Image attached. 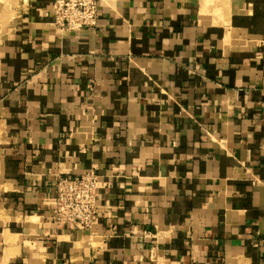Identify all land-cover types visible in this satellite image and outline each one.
Returning <instances> with one entry per match:
<instances>
[{
    "label": "crops",
    "instance_id": "0c3cea01",
    "mask_svg": "<svg viewBox=\"0 0 264 264\" xmlns=\"http://www.w3.org/2000/svg\"><path fill=\"white\" fill-rule=\"evenodd\" d=\"M18 0L0 42V264H264V0ZM96 171L92 229L59 177Z\"/></svg>",
    "mask_w": 264,
    "mask_h": 264
},
{
    "label": "built area",
    "instance_id": "2783aa9c",
    "mask_svg": "<svg viewBox=\"0 0 264 264\" xmlns=\"http://www.w3.org/2000/svg\"><path fill=\"white\" fill-rule=\"evenodd\" d=\"M99 0H55L57 23L72 31L94 27L99 18ZM52 222L57 226L92 229L100 210L99 175L96 171L59 177L54 187Z\"/></svg>",
    "mask_w": 264,
    "mask_h": 264
},
{
    "label": "rangeland",
    "instance_id": "374dc122",
    "mask_svg": "<svg viewBox=\"0 0 264 264\" xmlns=\"http://www.w3.org/2000/svg\"><path fill=\"white\" fill-rule=\"evenodd\" d=\"M17 1L18 0H0V42L2 40L3 32L6 31L9 24V14L12 11V6L14 5V2Z\"/></svg>",
    "mask_w": 264,
    "mask_h": 264
}]
</instances>
